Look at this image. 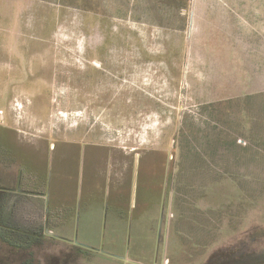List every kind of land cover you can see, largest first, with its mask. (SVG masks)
<instances>
[{"label":"rangeland","instance_id":"1","mask_svg":"<svg viewBox=\"0 0 264 264\" xmlns=\"http://www.w3.org/2000/svg\"><path fill=\"white\" fill-rule=\"evenodd\" d=\"M0 164V264H264V0H0Z\"/></svg>","mask_w":264,"mask_h":264},{"label":"flooded vegetation","instance_id":"2","mask_svg":"<svg viewBox=\"0 0 264 264\" xmlns=\"http://www.w3.org/2000/svg\"><path fill=\"white\" fill-rule=\"evenodd\" d=\"M7 151V150H6ZM12 151V150H11ZM2 165V164H0ZM7 169V168H6ZM6 170H4V168H2L0 166V172H5ZM10 176L7 175H0V189L5 188L7 189L5 186H2V183L4 185H7V187L10 186V189L13 190L15 189V187L17 186V179H10ZM9 185V186H8ZM11 185H14L13 187H11ZM164 190L166 188H168V186H163ZM164 193L162 194H166V191H163ZM164 201H161L160 204H163ZM109 204L112 205L111 202H107V209L109 207ZM120 205H126L122 204V203H116L113 204L111 207L114 208L117 212V214L123 218V216H126L129 214V211H127V213H123L122 210L119 209ZM150 207V206H149ZM151 208V207H150ZM160 220H159V224H157V237L154 236L155 242V249L151 250V251H144L146 252L145 254H140L137 253L134 249H133V253L131 250V246H132V226L131 224H129L127 227H122L121 230L116 231V233L112 234L110 240H111V244H115L114 241L117 242V246L118 247V251H120L122 249V254L119 253L118 251L113 252V248L111 247L109 250H111L110 253H108L107 255L110 256V258L113 260V262H111L112 264H171V260L167 258V254H168V246H169V238L167 237V234L164 237V243H162L161 238H162V229H163V223H164V213H163V209L160 210ZM133 213V210L132 212ZM128 217V216H127ZM171 214H167V222H166V231H168V227H169V223H170V219H171ZM129 221V220H128ZM3 238V235L0 234V239ZM4 239V238H3ZM158 244H162L164 247L163 250V254L161 252V249L156 248ZM104 245H105V241L104 239H101V241L98 242L97 246H92L94 248V250L96 251H101L104 250ZM18 246V245H17ZM31 246H27V248H30ZM109 252V251H108ZM228 251L223 250V255L222 256H218L217 258H215L213 261H211L209 259V262L207 264H251V262L254 259L255 256H252L251 254H241L240 251L236 254L233 253L231 254V251L229 252V255L227 253ZM231 254V255H230ZM236 254V255H235ZM237 257V258H236ZM147 259H150V261H146Z\"/></svg>","mask_w":264,"mask_h":264}]
</instances>
